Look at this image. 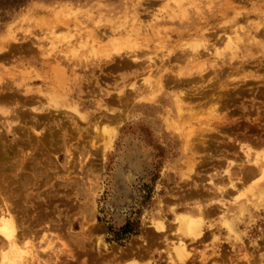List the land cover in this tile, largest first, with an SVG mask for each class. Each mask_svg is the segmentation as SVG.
Segmentation results:
<instances>
[{
	"label": "rangeland",
	"instance_id": "374dc122",
	"mask_svg": "<svg viewBox=\"0 0 264 264\" xmlns=\"http://www.w3.org/2000/svg\"><path fill=\"white\" fill-rule=\"evenodd\" d=\"M263 166L264 0H0L13 264H264Z\"/></svg>",
	"mask_w": 264,
	"mask_h": 264
},
{
	"label": "bare ground",
	"instance_id": "6f19581e",
	"mask_svg": "<svg viewBox=\"0 0 264 264\" xmlns=\"http://www.w3.org/2000/svg\"><path fill=\"white\" fill-rule=\"evenodd\" d=\"M232 6V5H231ZM250 38V37H249ZM188 45V44H187ZM189 46H191V45H189ZM188 46V47H189ZM194 46H195V44H194ZM193 46V47H194ZM184 53V52H183ZM188 53V52H187ZM61 75H62V73H61ZM179 77V76H178ZM19 158V157H18ZM21 165V164H20ZM264 167V166H263ZM256 168V167H255ZM261 168V167H260ZM261 171V170H260ZM263 172H264V169H263ZM6 185V184H5ZM4 209L6 210V208L4 207ZM4 209H2V210H4ZM177 220L179 219V222L183 225V227L184 228H186V232H189V233H191V234H196L197 232H199V228H200V226H199V224L197 223V222H195V219L194 218H191V217H188V216H185V217H183V216H177V218H176ZM194 221H193V220ZM198 221V220H197ZM178 223V222H177ZM181 224H180V226H181ZM18 227L16 226V224H15V219H14V216L12 217V215H11V213L9 212V211H2V212H0V238L2 239V240H4L3 242L5 243H7L5 246H7L8 245V243H10V245H8V247H10L9 249H10V251L12 250V252H14L15 250H14V248L13 247H15L16 248V246H13L14 245V242L16 241V233H19L20 234V232H16ZM184 228H183V230H184ZM180 229H181V227H180ZM180 231V230H179ZM185 232V233H186ZM22 235V234H21ZM186 236V235H185ZM17 243V242H16ZM8 247L7 248H5V249H8ZM18 247V246H17ZM18 249V248H17ZM23 249V248H22ZM5 252V253H1L2 254V256H1V260H0V264H13V261H14V259L15 258H17V257H19V255L20 256H22L21 254H18L19 253V250H18V252L16 253V251H15V253H11V252ZM22 251V250H21ZM23 252V251H22ZM27 252V251H26ZM24 253V252H23ZM27 257V256H26ZM31 258V257H30ZM34 258V257H33ZM32 258V259H33ZM18 259V258H17ZM17 259H15V260H17ZM16 263V262H15Z\"/></svg>",
	"mask_w": 264,
	"mask_h": 264
},
{
	"label": "trees",
	"instance_id": "16d2710c",
	"mask_svg": "<svg viewBox=\"0 0 264 264\" xmlns=\"http://www.w3.org/2000/svg\"><path fill=\"white\" fill-rule=\"evenodd\" d=\"M139 222L133 223L126 221L119 228H113L112 226L106 227L107 242H115L118 244L124 243L130 236L138 234Z\"/></svg>",
	"mask_w": 264,
	"mask_h": 264
},
{
	"label": "crops",
	"instance_id": "0c3cea01",
	"mask_svg": "<svg viewBox=\"0 0 264 264\" xmlns=\"http://www.w3.org/2000/svg\"><path fill=\"white\" fill-rule=\"evenodd\" d=\"M154 262H151L150 264H153Z\"/></svg>",
	"mask_w": 264,
	"mask_h": 264
}]
</instances>
